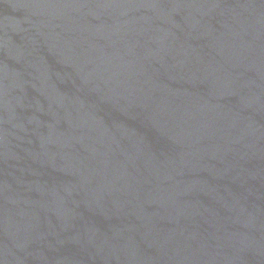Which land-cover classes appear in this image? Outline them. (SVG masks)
Masks as SVG:
<instances>
[{"label": "water", "instance_id": "water-1", "mask_svg": "<svg viewBox=\"0 0 264 264\" xmlns=\"http://www.w3.org/2000/svg\"><path fill=\"white\" fill-rule=\"evenodd\" d=\"M0 264H264V0H0Z\"/></svg>", "mask_w": 264, "mask_h": 264}]
</instances>
